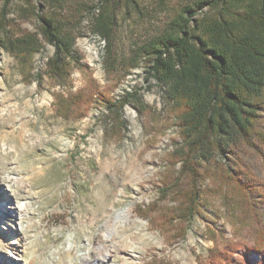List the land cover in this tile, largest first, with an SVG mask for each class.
<instances>
[{"label": "rangeland", "instance_id": "1", "mask_svg": "<svg viewBox=\"0 0 264 264\" xmlns=\"http://www.w3.org/2000/svg\"><path fill=\"white\" fill-rule=\"evenodd\" d=\"M141 6L140 18L118 25L112 57L82 31L74 45L78 65L65 86L45 74L52 47L42 43L30 64H22L1 39L0 264H215L214 255L226 249L231 264H264L247 251L264 226L260 144L225 153V163L237 162L257 188L254 211L240 200L228 210L217 173L206 182L208 209L183 237L177 238L180 225L162 220L171 206L163 182L172 179L170 154L180 139L163 89L133 67L141 66L132 59L133 46L156 33L166 16L150 0ZM11 26L19 36L36 25L32 19ZM123 93L135 94L142 107H125L126 129H109L102 104ZM78 94L84 97L74 99ZM126 174L130 182L122 188ZM101 185L118 203L94 194ZM115 232L128 244L124 249ZM131 232L136 235L128 239Z\"/></svg>", "mask_w": 264, "mask_h": 264}, {"label": "trees", "instance_id": "2", "mask_svg": "<svg viewBox=\"0 0 264 264\" xmlns=\"http://www.w3.org/2000/svg\"><path fill=\"white\" fill-rule=\"evenodd\" d=\"M142 1L0 0V48L1 39H5V49L20 63L30 64L42 43L49 45L53 54L45 63V74L56 85L65 86L73 66L78 65L74 45L82 31L97 37L112 57L118 25L132 17L140 18ZM150 3L166 14L165 21L156 33L133 46L132 59L141 63L133 67H140L163 89L177 127L180 144H175L170 154L172 179L163 182L171 206L162 220L180 225L183 233L179 238L208 209L206 182L217 173L223 181L219 186L224 188L223 202L228 210L235 200L250 211L257 207L252 199L257 188L237 162L225 163V153L237 155L241 144L264 146V0ZM32 19L34 33L12 36V22ZM134 96L123 93L116 100H104L109 129H126L124 108L142 107ZM79 97L84 96L78 94L74 99ZM67 107L68 103L62 108ZM241 250L246 251H235ZM247 251L264 261V226L255 230ZM229 253L233 252L226 249L212 260L231 264L227 262Z\"/></svg>", "mask_w": 264, "mask_h": 264}, {"label": "bare ground", "instance_id": "3", "mask_svg": "<svg viewBox=\"0 0 264 264\" xmlns=\"http://www.w3.org/2000/svg\"><path fill=\"white\" fill-rule=\"evenodd\" d=\"M129 174H126L125 175V178L123 179V183L121 184V187L123 188L125 185H127L130 180L128 178ZM12 181H10L9 183H11ZM94 194L98 195L99 198H103V199H106L107 197L109 198V203L112 204V205H115L116 203H118V197L117 195H114L113 192H110L108 193V191L105 189L104 186H100V191L98 193V191H95ZM126 231H128V229H125ZM119 232V231H118ZM116 235V232L114 233V236ZM136 234L131 232L130 234L126 235L125 236L128 238V239H131V237L135 236ZM115 239H119L120 240V244H119V247L120 249H124L125 246H128V244H125V241H124V238L121 237L119 234H117L115 236ZM18 248H20V244H17ZM88 256H83L82 257V261L83 262H87L88 261Z\"/></svg>", "mask_w": 264, "mask_h": 264}]
</instances>
